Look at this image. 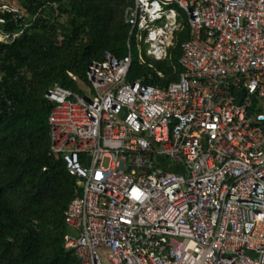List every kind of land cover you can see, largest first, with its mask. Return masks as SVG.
<instances>
[{"label":"built area","instance_id":"built-area-1","mask_svg":"<svg viewBox=\"0 0 264 264\" xmlns=\"http://www.w3.org/2000/svg\"><path fill=\"white\" fill-rule=\"evenodd\" d=\"M1 2L0 24L24 17ZM125 21L154 61L186 22L183 71L163 88L128 82L129 40L79 91L46 93L49 155L83 184L65 248L80 264H264V0H134Z\"/></svg>","mask_w":264,"mask_h":264},{"label":"trees","instance_id":"trees-1","mask_svg":"<svg viewBox=\"0 0 264 264\" xmlns=\"http://www.w3.org/2000/svg\"><path fill=\"white\" fill-rule=\"evenodd\" d=\"M24 14L3 15L0 29L23 31L0 42V264H80L67 250L65 213L76 196L77 179L62 160L49 155L46 93L55 86L79 91L70 74L87 82L105 51L117 58L132 47L125 13L134 0H8ZM186 23L164 61H132L128 82L167 87L178 80ZM46 168V170H44Z\"/></svg>","mask_w":264,"mask_h":264},{"label":"rangeland","instance_id":"rangeland-1","mask_svg":"<svg viewBox=\"0 0 264 264\" xmlns=\"http://www.w3.org/2000/svg\"><path fill=\"white\" fill-rule=\"evenodd\" d=\"M3 4H11L10 2H8V0H2ZM13 7L19 9L16 5L12 4ZM181 17L183 18V20L186 21V16L184 14L181 15ZM140 34L137 33L136 36L133 38L132 40V57L134 58L135 61H143L145 58L147 57V51L150 47V44H148L146 42V39L144 36H142V38H140L139 36ZM85 82H81V87L83 88L85 86ZM78 183V187L80 190L83 187V184L77 180ZM70 234H73L75 236L78 235L77 232L72 231L71 229H69L68 231Z\"/></svg>","mask_w":264,"mask_h":264},{"label":"crops","instance_id":"crops-1","mask_svg":"<svg viewBox=\"0 0 264 264\" xmlns=\"http://www.w3.org/2000/svg\"><path fill=\"white\" fill-rule=\"evenodd\" d=\"M184 23H186V22H184ZM187 24V23H186ZM184 25V24H183ZM188 26V25H187ZM77 83H78V85H79V88L81 87V82H84V81H82V80H78V81H76ZM86 84H87V82H85Z\"/></svg>","mask_w":264,"mask_h":264},{"label":"water","instance_id":"water-1","mask_svg":"<svg viewBox=\"0 0 264 264\" xmlns=\"http://www.w3.org/2000/svg\"><path fill=\"white\" fill-rule=\"evenodd\" d=\"M181 171L183 172V173H185L186 171H185V169H184V167H182L181 168Z\"/></svg>","mask_w":264,"mask_h":264}]
</instances>
